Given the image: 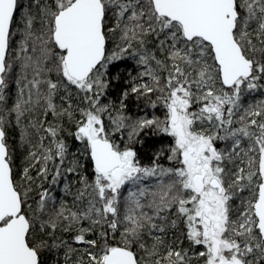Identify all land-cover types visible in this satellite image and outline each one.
Wrapping results in <instances>:
<instances>
[{
	"label": "snow or ice",
	"instance_id": "1",
	"mask_svg": "<svg viewBox=\"0 0 264 264\" xmlns=\"http://www.w3.org/2000/svg\"><path fill=\"white\" fill-rule=\"evenodd\" d=\"M0 264H264V0H0Z\"/></svg>",
	"mask_w": 264,
	"mask_h": 264
}]
</instances>
